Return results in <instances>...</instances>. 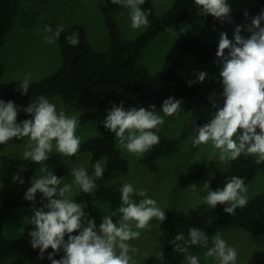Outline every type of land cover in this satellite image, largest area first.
<instances>
[{
  "label": "rangeland",
  "instance_id": "rangeland-1",
  "mask_svg": "<svg viewBox=\"0 0 264 264\" xmlns=\"http://www.w3.org/2000/svg\"><path fill=\"white\" fill-rule=\"evenodd\" d=\"M174 0H154L158 15L166 12ZM256 0H201L203 5L222 17L218 26H203L184 20L162 32L141 57L152 72L160 70L169 48L184 37L194 36L225 45L229 52L248 49L251 53L261 46L260 33L253 24H237L233 14L251 7ZM102 5L117 18L122 36L132 39L145 30L150 21L135 0H22V7L7 34L0 55V81L27 82L38 80L57 70L63 63L59 44L52 36L56 27L68 28L80 22L87 27L90 42L105 51L110 34ZM226 58L211 57L205 62L189 53L179 66L180 75L195 81L201 71L219 75ZM251 70L253 65L251 62ZM252 79V72L245 80ZM96 95L83 93L65 103L60 96L33 98L35 122L25 134H17L13 114L7 103L0 104V127L9 133V143L2 154L10 157L11 165L0 154V190L4 173L10 166L16 174L23 173L37 157L44 160L34 176L40 178L54 168L66 164L68 172L58 184L61 196L46 197L41 207L23 205L14 209L5 222V235L17 238L32 228L43 235L57 230L64 223L85 220L89 210L79 201V176H87L99 215L109 217L122 212L120 231L97 226L85 233L65 239L50 248L42 264H103L101 255L120 254L123 264H161L165 252V236L161 222L166 209L173 213L177 228L188 241L202 235L217 218L211 182L231 165V157L239 151L242 131L264 119V111L253 117L234 134L226 130L199 132L191 126L194 103L175 100L162 107L157 115L160 130L179 142V150L157 160L153 171L141 161L145 148L135 145L133 138L143 132L142 124L125 114L116 123L118 147L129 160L126 173L102 175L107 157L91 161V152L79 153L66 146L67 141L82 142L100 134L97 121L79 124V115L94 109ZM259 155V153H258ZM202 161L205 176L194 180L188 171L191 163ZM264 191V170L246 186L236 187L234 200L243 204ZM259 219L264 223V210ZM264 264V235L256 236L246 229L230 227L203 242L182 264ZM36 259L7 258L3 264H39Z\"/></svg>",
  "mask_w": 264,
  "mask_h": 264
},
{
  "label": "trees",
  "instance_id": "trees-1",
  "mask_svg": "<svg viewBox=\"0 0 264 264\" xmlns=\"http://www.w3.org/2000/svg\"><path fill=\"white\" fill-rule=\"evenodd\" d=\"M135 1L150 21L136 37L125 39L114 13L102 5L110 34L107 50H98L90 42L83 23L77 22L68 28L56 27L51 33L59 44L63 60L57 70L38 80L0 81V104L10 106L17 134H25L33 128L35 96H60L65 103L75 101L83 93L98 96V105L82 112L78 123L97 121L100 134L82 142L67 141L66 146L79 153L91 152L92 162L107 157L102 172L104 177L129 170V160L116 140V123L125 114L142 124L143 132L134 136L133 143L144 146L145 154L141 161L155 171L159 158L179 150L178 140L165 135L157 123L159 110L169 103L175 100L193 102L191 126L199 132L226 130L234 134L264 111V0H256L251 7L233 14L235 23L253 24L260 33L261 46L252 53L244 48L230 53L221 43L189 36L169 48L163 66L156 72L141 62V57L162 32L184 20L203 26H218L223 19L220 14L207 9L201 0H174L162 15L157 14L154 0ZM21 7L22 0H0V55ZM189 53L200 62L211 57L226 58L224 68L219 75L201 71L195 81H187L180 75L179 66ZM251 72L252 79L245 80V75ZM9 140L8 131L0 127V154ZM2 156L11 165L10 157ZM43 160L44 157H37L21 174L14 173L10 166L4 173L0 190V264L7 258L36 259L42 264L50 248L91 228L101 226L115 233L120 231L122 212L109 217L99 215L92 183L87 176L80 175L77 199L88 206L85 220L74 224L64 222L57 230L43 235L29 228L17 238H8L4 231L5 222L14 209L23 205L38 208L46 197L58 198L62 194L58 184L68 172V166L60 165L35 178L34 173ZM261 170H264L262 118L255 122L254 127L241 132L239 151L232 154L229 169L213 178L211 187L218 216L202 235L192 241L186 240L176 226L172 211L165 210L161 222L165 236L161 264H182L199 245L230 227H240L256 236H263L264 223L259 215L264 210V191L240 205L234 200L235 188L249 184ZM188 171L194 180H200L205 176L206 166L202 161H195ZM101 259L103 264H123L120 254L101 255ZM253 264H262V261L257 260Z\"/></svg>",
  "mask_w": 264,
  "mask_h": 264
}]
</instances>
